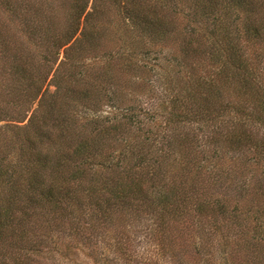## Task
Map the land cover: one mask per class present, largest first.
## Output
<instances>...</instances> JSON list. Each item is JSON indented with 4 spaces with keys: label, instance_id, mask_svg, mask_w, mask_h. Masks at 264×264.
I'll return each mask as SVG.
<instances>
[{
    "label": "trees",
    "instance_id": "obj_1",
    "mask_svg": "<svg viewBox=\"0 0 264 264\" xmlns=\"http://www.w3.org/2000/svg\"><path fill=\"white\" fill-rule=\"evenodd\" d=\"M263 60L264 0H0V264H34L53 239L40 219L78 232L127 210L172 235L226 224L244 248L231 264L264 259V189L247 180L264 164ZM130 91L152 104L124 105ZM81 100L120 116L74 133ZM103 134L121 154L100 178Z\"/></svg>",
    "mask_w": 264,
    "mask_h": 264
},
{
    "label": "rangeland",
    "instance_id": "obj_2",
    "mask_svg": "<svg viewBox=\"0 0 264 264\" xmlns=\"http://www.w3.org/2000/svg\"><path fill=\"white\" fill-rule=\"evenodd\" d=\"M129 30L132 36L137 38V30L133 25L129 26ZM157 49L159 50V48ZM163 53L164 55L166 54L162 50L159 57H162ZM154 55H157V53L155 52ZM262 64L264 66V60ZM263 66L260 65L261 70L264 69ZM261 75L264 78V72ZM124 86L126 87V85ZM49 89L52 90L53 87L50 86ZM157 90V88L154 90L156 91V96L158 94ZM130 97L134 100L130 101ZM154 99L157 98L155 97ZM124 100V105L132 104L131 107H137V110L139 109L138 106L148 107L153 101L147 95L140 92L135 95L133 92L131 94V91L125 95ZM35 105L36 103L33 104V107ZM66 112L69 116L64 125L69 130L73 129L74 133L84 126H86V133H89L87 124L92 118H106L112 121L120 116V109L118 110L115 106L104 104L100 105L97 110H91L84 104V100L69 105ZM26 120L27 117L19 124H24ZM155 121L156 124H159V120ZM6 122V120L0 118V125ZM12 123L18 122L13 121ZM103 124L106 125L107 121ZM95 128L97 129V126ZM6 135H9V132ZM103 135L100 136V139L103 138V142L101 143V140H99L97 146L89 151L87 162V166L91 171H97V175L100 178L112 173L111 167L113 166L107 167L109 164L106 162L110 161V165L115 163L121 154L120 145L115 138L117 136L108 135L107 137L105 134ZM8 157L10 158V156ZM261 167L262 169L257 172L251 170L256 175L253 177L249 175V178H247L252 187L255 180L259 179L257 185L260 191L264 189V164ZM128 211H125L124 214L116 215L114 222L111 224L109 222L102 223L103 220L99 219L98 215H96L97 219H95V216L93 221L84 219L78 232L71 231L72 228L68 222H64L67 226L63 227L64 225H59L56 220L48 223L49 228L43 227L46 226L44 221L47 220L40 219L42 221L40 222L42 223V230L46 231L48 229V233L49 235L52 234L53 239L47 237L46 245L33 253V263L231 264L229 259L231 253L236 252L238 258L243 254L244 248L239 244V241H233L235 240V235L226 224L217 230L213 229V227L208 230L198 228L197 231L192 229L181 230L178 231L180 234L172 235L175 231L171 233V231L164 232V230L160 229L158 223L160 218L158 219L157 216L143 210ZM205 222L203 221V223ZM165 237L168 239H165ZM253 247L255 248L256 245ZM227 251L228 259H223ZM249 262L251 264H264V259H257L256 261L250 259ZM237 264H243V258L237 260Z\"/></svg>",
    "mask_w": 264,
    "mask_h": 264
}]
</instances>
